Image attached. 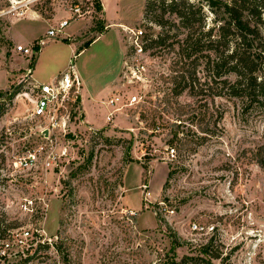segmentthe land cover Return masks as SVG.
<instances>
[{
  "label": "rangeland",
  "instance_id": "rangeland-1",
  "mask_svg": "<svg viewBox=\"0 0 264 264\" xmlns=\"http://www.w3.org/2000/svg\"><path fill=\"white\" fill-rule=\"evenodd\" d=\"M76 2L81 15L71 10ZM145 3L0 0V220L5 212L15 225L0 223V264H264V168L256 160L264 115L210 80L203 60L195 67L181 59L179 37L137 53L131 29L143 30V44L162 32L144 19ZM204 10L205 29L228 17L224 7ZM65 19L83 24L74 40L88 47L75 59L85 77L100 85L121 62L100 101L113 107L104 127L83 121L77 89V118L66 130L33 115L32 68L49 82L70 51L64 33L25 41ZM258 28L264 43V23ZM184 31L173 26L169 35ZM182 72L195 80L176 78ZM30 151L38 159L22 167ZM194 222L214 229L194 232Z\"/></svg>",
  "mask_w": 264,
  "mask_h": 264
},
{
  "label": "trees",
  "instance_id": "trees-1",
  "mask_svg": "<svg viewBox=\"0 0 264 264\" xmlns=\"http://www.w3.org/2000/svg\"><path fill=\"white\" fill-rule=\"evenodd\" d=\"M96 3L101 7L99 1ZM205 6L224 7L228 14L225 22L205 29ZM143 17L162 27V32L156 37H149L145 50L162 46L169 38L179 37L175 43L180 49L181 59H190L195 67L203 60L206 68L214 72L209 76L210 80L220 79L227 84L230 96L240 98L248 107L256 105L264 115V43L258 28L259 23H264V0H208L206 4L192 0H146ZM173 26L185 31L170 36ZM229 74H235L236 79L228 80ZM176 78L185 82L189 78L195 80L192 74L189 76L184 72ZM6 106L5 101H0V119L6 113ZM256 160L264 168V144L259 148ZM3 216L0 223L15 226L13 222L6 221L5 212ZM47 246L48 243L43 245Z\"/></svg>",
  "mask_w": 264,
  "mask_h": 264
},
{
  "label": "built area",
  "instance_id": "built-area-1",
  "mask_svg": "<svg viewBox=\"0 0 264 264\" xmlns=\"http://www.w3.org/2000/svg\"><path fill=\"white\" fill-rule=\"evenodd\" d=\"M71 10L74 14L81 15L82 7L79 3H75ZM69 20H61L58 26H53L47 31V35L40 38L38 44H43L46 38L60 37L61 33H64V29L69 25ZM135 42L132 44L135 46L137 53L144 52V45L142 40L143 30L131 29ZM17 49L23 54H32L35 51L34 47H26L18 45ZM36 86V96L33 106V115L38 118H43L52 128H61L66 130L68 125L75 122L77 118L79 107L71 100V94L74 89L80 90L82 82L75 62L72 60L68 68L60 73L55 80L49 82L34 83ZM136 98V97H134ZM114 99L111 100L113 104ZM113 111L110 112L108 120H111ZM171 155H175V148L172 147L170 150ZM58 155L52 153L47 161L48 165H52L57 160ZM38 155L36 152L30 151L26 157L21 159L22 167H31L36 160ZM191 229L197 233H209L214 229V226H208L200 222H194ZM29 234V233H28ZM19 244L23 245L25 240L23 238L18 239ZM5 246L9 247V242L5 243Z\"/></svg>",
  "mask_w": 264,
  "mask_h": 264
},
{
  "label": "crops",
  "instance_id": "crops-1",
  "mask_svg": "<svg viewBox=\"0 0 264 264\" xmlns=\"http://www.w3.org/2000/svg\"><path fill=\"white\" fill-rule=\"evenodd\" d=\"M78 22L79 20H73ZM73 23H69V25L67 26V30L64 32L63 35V39L65 41L64 45H67L70 53H66L65 55L62 56V60L60 62V64L57 65L56 68V72L54 74H52L49 77V81H53L55 80V78L62 73L63 71H65L68 66L70 65L71 61L73 60L76 64V57L79 53L84 52L88 47H80V42L79 41H75L74 38H76L82 31L83 28V24L82 25H78V26H74L73 28H70L71 25ZM100 37V35L98 36V38ZM98 38H96L95 40H97ZM40 39V37H32L31 40H27L25 41V43H30L34 40ZM94 40V41H95ZM91 44V43H90ZM89 44V47H90ZM43 49V48H42ZM40 50V61L41 58L44 55V51L45 50ZM120 55H121V59L122 60V54H123V48H121L120 46ZM121 62H119L118 66L116 67L115 70H113L111 77L103 82L100 83V85L98 83H96V81H94V79H90L89 77H85L83 75V73L81 72V70L79 69V67H77L79 75H80V79L82 82V87L79 90V94H80V109L82 111V116H83V121L87 124H92L93 126L96 127H104V125L106 124V120L107 122L108 120V116L112 110V106L109 105H103L102 103H100V101H102L103 95L104 93L107 91V89L111 86L115 75L117 74V69L119 68ZM77 66V65H76ZM34 72H35V68H32V71L30 72V78L32 80L33 83H40V82H46V81H42L38 78H36L34 76ZM105 90V91H103ZM120 121H122V119H120Z\"/></svg>",
  "mask_w": 264,
  "mask_h": 264
},
{
  "label": "water",
  "instance_id": "water-1",
  "mask_svg": "<svg viewBox=\"0 0 264 264\" xmlns=\"http://www.w3.org/2000/svg\"><path fill=\"white\" fill-rule=\"evenodd\" d=\"M44 132H46V134L48 133V129L47 130H45Z\"/></svg>",
  "mask_w": 264,
  "mask_h": 264
}]
</instances>
